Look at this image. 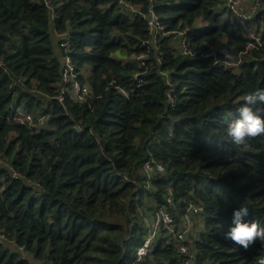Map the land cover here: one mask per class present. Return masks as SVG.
<instances>
[{
	"label": "trees",
	"instance_id": "1",
	"mask_svg": "<svg viewBox=\"0 0 264 264\" xmlns=\"http://www.w3.org/2000/svg\"><path fill=\"white\" fill-rule=\"evenodd\" d=\"M227 1L0 0V227L32 264H255L264 255L260 241L245 249L217 230L243 203L264 223V134L241 146L219 139L234 105L264 87V46L247 48ZM252 1L250 23L264 32V0ZM150 6L164 28L155 41ZM179 29L189 54L168 34ZM65 55L89 88L84 101L63 82ZM16 105L44 123L17 124ZM150 157L164 171L148 177ZM164 204L176 222L190 204L204 208L192 214L204 226L187 254L152 224ZM7 245L0 264H27Z\"/></svg>",
	"mask_w": 264,
	"mask_h": 264
},
{
	"label": "built area",
	"instance_id": "2",
	"mask_svg": "<svg viewBox=\"0 0 264 264\" xmlns=\"http://www.w3.org/2000/svg\"><path fill=\"white\" fill-rule=\"evenodd\" d=\"M118 1V0H117ZM153 1V0H151ZM118 3L125 4L124 0H119ZM228 8L233 12L234 18L236 21L241 25L243 28V31L245 35L248 38V46L247 48H261L264 46V32L262 30H258L255 26H253L250 23V18L252 15V11H255L258 8V2H255L251 8V13H249L246 8L243 5V0H228L227 1ZM149 15L146 17L149 25L150 32L152 33L154 41L157 39L160 34H164L163 32V26L160 24L158 17L155 15L153 7H149ZM144 15V14H143ZM145 16V15H144ZM188 30V29H187ZM187 30H178V31H172L168 34L171 35V39L173 42H175L180 49L181 53L183 54H189L191 53L188 48V39H187ZM58 37H60L62 40H60V46L68 48V41H66V38L63 39L60 34H57ZM64 61V68L62 70V76H63V82L66 84L70 83V93L67 90V85L63 86L65 90H62L60 92H57L55 95V98L63 103L65 93L68 92L73 97L77 98L79 101L86 100L87 96L89 95V88L87 86H82L81 83L78 80V75L76 73V68L73 65L71 58L69 55H65L63 57ZM218 61V60H217ZM225 62V61H224ZM228 65H232V63L227 62ZM162 75L165 77V80L168 84L167 93L171 94L173 91V87L171 82L169 81V78L167 76V72H162ZM12 118L13 121L20 125H27L31 128L36 127L37 125L43 124L45 121V117L43 115H40L38 117H35L31 112H29L28 109L23 107L22 105H16L13 108L12 112ZM1 162V161H0ZM9 167V172L11 173L13 178H22V175L14 170L11 166ZM158 171H164V165L156 160L154 157H150L149 160H147L143 165V172L150 177L154 172ZM30 186L38 187L40 184L38 181H28ZM147 185V184H145ZM144 185V186H145ZM168 202H170V198H168ZM204 208L201 205L197 204H190L188 208V212L184 216L182 222H176L170 215L167 209V205L164 204L160 206L157 214V219L155 222H153V226L157 228L160 224H163L167 226L170 235L176 245L177 252L181 254H187L189 251V244L187 243L190 238L187 239L188 234L191 232L192 227V221L191 217H193V213H198L202 211ZM193 220V218H192ZM197 230V228H196ZM196 232V231H195ZM195 234V233H194ZM154 237V233H151L149 238L145 241L143 246H141L139 249L143 248L145 251L143 254L146 253V248L149 245L150 240ZM0 242L2 243H8L9 239L7 234L5 233L4 229L0 227ZM11 244H14L12 242H9ZM24 245H17V247H21ZM16 247V248H17ZM26 251V248H25ZM27 252V251H26ZM138 253V251H137ZM28 254V252H27ZM139 254V253H138ZM140 255V254H139ZM188 260L183 259L180 261L179 264H187Z\"/></svg>",
	"mask_w": 264,
	"mask_h": 264
},
{
	"label": "clouds",
	"instance_id": "3",
	"mask_svg": "<svg viewBox=\"0 0 264 264\" xmlns=\"http://www.w3.org/2000/svg\"><path fill=\"white\" fill-rule=\"evenodd\" d=\"M224 55L225 57H229L230 53L225 51ZM227 62L232 63V65L236 64V62L228 59H218V63H224L228 67L232 66L228 65ZM234 108V114L227 121L223 135L219 136L220 140L232 146H241L246 144L251 138L264 134V87L245 93L234 105ZM248 214L249 209L243 203L239 207L233 208L231 222L226 229L223 228L220 222H217V230L225 240H231L234 244L245 249L256 241H260L264 245V223L248 219ZM6 244L10 248L13 246V251L18 254L21 260H25L27 264H32V257L27 254L23 246L17 247V245L9 242ZM144 251L141 248L138 250V253L143 255ZM255 264H264V255L258 256Z\"/></svg>",
	"mask_w": 264,
	"mask_h": 264
},
{
	"label": "rangeland",
	"instance_id": "4",
	"mask_svg": "<svg viewBox=\"0 0 264 264\" xmlns=\"http://www.w3.org/2000/svg\"><path fill=\"white\" fill-rule=\"evenodd\" d=\"M119 1V0H118ZM254 4V2L252 1V0H243V5H244V7L246 8V10L249 12V13H251V8H253L252 7V5ZM141 57L139 56V57H137V59L139 60ZM139 64H140V62H139ZM191 221H192V227H191V232L188 234V236H187V239H191L192 238V236L194 235V233H195V231H196V226H198V225H200V226H204V216L203 215H200V216H195V217H193V220H192V217H191ZM199 229V228H198ZM197 235H198V233H197ZM197 237V236H196ZM196 237H194V238H196ZM193 238V239H194ZM191 264V263H190Z\"/></svg>",
	"mask_w": 264,
	"mask_h": 264
}]
</instances>
